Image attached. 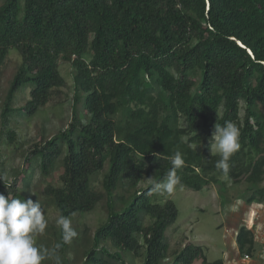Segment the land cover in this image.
I'll return each instance as SVG.
<instances>
[{"label": "trees", "instance_id": "1", "mask_svg": "<svg viewBox=\"0 0 264 264\" xmlns=\"http://www.w3.org/2000/svg\"><path fill=\"white\" fill-rule=\"evenodd\" d=\"M0 1V68L12 49L22 56L0 114V139L23 86L32 88L23 108L31 117L65 86L63 61L75 71L71 122L36 143L27 160H38L49 177L65 153L63 185L45 191L60 217L70 219L104 199L91 182L109 165L103 180L108 218L87 244L85 264H129L124 255L139 258L143 248L141 264H165V233L179 211L171 200L154 203L156 194L147 192L165 180L178 151L184 160L178 185L200 191L245 184L247 204H264V0ZM227 121L238 127L241 146L225 175L207 141L215 124ZM201 124L212 132L193 135ZM7 137L15 142L16 132ZM17 177L0 187L16 194ZM120 182L128 193L148 186L117 210ZM142 213L153 219L150 226L142 224ZM236 241L241 253L255 251V235L246 227ZM61 245L62 264H69L71 243ZM196 260L207 262L204 249L194 245L175 258L176 264Z\"/></svg>", "mask_w": 264, "mask_h": 264}, {"label": "rangeland", "instance_id": "2", "mask_svg": "<svg viewBox=\"0 0 264 264\" xmlns=\"http://www.w3.org/2000/svg\"><path fill=\"white\" fill-rule=\"evenodd\" d=\"M21 63L20 52L17 49H12L4 65L0 68V114L11 81ZM59 66L60 72L66 80L65 86L54 89L47 105L32 117L23 110L27 101L30 100L32 88L29 85L23 86L12 103L11 113L7 116V125L4 124L3 136L0 139V174H3L8 183L14 182L18 176L16 194L12 193L10 189L2 187H0V193L6 197L32 199L33 202L40 201L48 226L43 234L35 237V240L37 246L48 249L54 248L56 244H61L63 241L62 229L56 223L60 214L50 202L45 190L48 186L63 185L61 176L64 172L65 153L58 159L55 169L49 177L42 174L38 160L28 161L27 156L36 143L51 139L65 130L71 122L75 71L71 63L62 61ZM79 108L81 114L86 116L87 111L82 103ZM221 116L222 110L217 114V117ZM182 124L184 123L182 122ZM204 130L208 134L212 132V129L201 124L194 129L193 135ZM9 131L16 132L15 142H10L7 137ZM210 138L208 137L207 142ZM213 153L219 154L216 151ZM108 167L107 163L103 170L94 175L91 182L95 191L104 194V199L93 211L70 219L77 236L73 238L75 240H72L68 250L70 253L69 264L86 263L87 244L92 241L98 227L104 224L108 218L107 196L103 187ZM147 186L148 183L143 182L137 189L128 193L126 184L120 182L113 197L117 210L128 206L127 202L121 201H127L136 191ZM245 187V184L244 186H232L228 183L219 188L210 186L195 191L186 186L177 185L174 193L170 196L156 194L152 198L154 203L163 205L171 200L179 211L177 221L165 233V242L169 245L165 264H176V254L188 245L201 247L206 254V263L196 260L194 264H213L218 260H223L225 264H264V204L248 205V196L246 197L244 193ZM141 219L144 226H150L153 223V219L145 213H142ZM243 226L255 235V251L250 255V259H246V255L241 253L237 246V234ZM143 252L144 248L139 251V258H134L131 253L125 254L124 259L129 264H141ZM57 255L62 262L64 257L60 256L58 250ZM110 261L113 264H121L115 260ZM42 264H55V260L54 258L45 259Z\"/></svg>", "mask_w": 264, "mask_h": 264}, {"label": "clouds", "instance_id": "3", "mask_svg": "<svg viewBox=\"0 0 264 264\" xmlns=\"http://www.w3.org/2000/svg\"><path fill=\"white\" fill-rule=\"evenodd\" d=\"M239 138L240 131L231 121L224 125L218 122L215 124L209 140V150L211 154L213 151L219 153L220 159L216 162V168L225 175L229 172L230 158L240 149ZM170 163L172 167L167 171L165 180L154 181L147 192L148 196L154 193L170 196L174 193L180 183L177 169L184 166L182 154L176 152ZM0 181L5 183V178L0 176ZM56 223L62 229L64 244H70L77 236L70 218L61 216ZM47 226L48 222L39 200L33 202L32 199L11 198L0 193V264H42L45 259L53 258L55 264H62L57 255L61 244H56L52 249L36 244L35 237L43 234Z\"/></svg>", "mask_w": 264, "mask_h": 264}, {"label": "built area", "instance_id": "4", "mask_svg": "<svg viewBox=\"0 0 264 264\" xmlns=\"http://www.w3.org/2000/svg\"><path fill=\"white\" fill-rule=\"evenodd\" d=\"M245 258H246V259H250V256H247V255H246Z\"/></svg>", "mask_w": 264, "mask_h": 264}]
</instances>
